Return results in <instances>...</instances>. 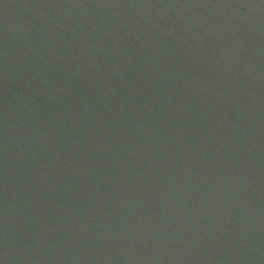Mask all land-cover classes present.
<instances>
[{
    "label": "water",
    "instance_id": "obj_1",
    "mask_svg": "<svg viewBox=\"0 0 264 264\" xmlns=\"http://www.w3.org/2000/svg\"><path fill=\"white\" fill-rule=\"evenodd\" d=\"M0 264H264V0H0Z\"/></svg>",
    "mask_w": 264,
    "mask_h": 264
}]
</instances>
